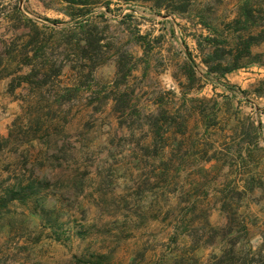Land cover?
Segmentation results:
<instances>
[{
  "label": "rangeland",
  "instance_id": "obj_1",
  "mask_svg": "<svg viewBox=\"0 0 264 264\" xmlns=\"http://www.w3.org/2000/svg\"><path fill=\"white\" fill-rule=\"evenodd\" d=\"M160 2L0 0V264H264V0Z\"/></svg>",
  "mask_w": 264,
  "mask_h": 264
},
{
  "label": "trees",
  "instance_id": "obj_2",
  "mask_svg": "<svg viewBox=\"0 0 264 264\" xmlns=\"http://www.w3.org/2000/svg\"><path fill=\"white\" fill-rule=\"evenodd\" d=\"M131 1H153V0H131ZM159 2V4H161L162 2H160V0H156ZM163 1H167V0H163ZM175 1H179V2H183L185 4H188V6H190V4L192 3V1H195V0H175ZM248 6V5H246ZM243 7V12L245 13V16L247 15V11H246V8L247 7ZM186 9V8H185ZM243 13V14H244ZM250 16V15H249ZM257 42L256 43H263L264 42V37L263 38H256ZM238 67H233L232 69L228 70V71H224L222 72L220 75L222 76H226L227 74L231 73L233 70L237 69ZM211 73H215V74H219V70L218 69H211L210 71Z\"/></svg>",
  "mask_w": 264,
  "mask_h": 264
}]
</instances>
